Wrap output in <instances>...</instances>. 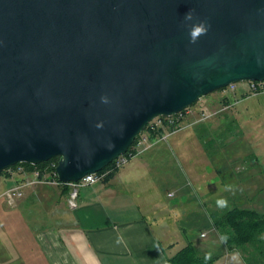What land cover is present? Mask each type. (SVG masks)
Instances as JSON below:
<instances>
[{
	"label": "water",
	"instance_id": "1",
	"mask_svg": "<svg viewBox=\"0 0 264 264\" xmlns=\"http://www.w3.org/2000/svg\"><path fill=\"white\" fill-rule=\"evenodd\" d=\"M264 81V0H0V174L79 182L148 124Z\"/></svg>",
	"mask_w": 264,
	"mask_h": 264
},
{
	"label": "rangeland",
	"instance_id": "2",
	"mask_svg": "<svg viewBox=\"0 0 264 264\" xmlns=\"http://www.w3.org/2000/svg\"><path fill=\"white\" fill-rule=\"evenodd\" d=\"M238 86L235 93L226 89L202 97L193 105L185 127L160 139L167 142L154 146L153 153L143 158L144 151L131 158L122 169L136 167L142 174L143 170L150 173L144 179L147 191L142 185L146 198H151L160 216H170L168 224L159 225L161 218L152 223L164 245L175 243L170 244L173 254L193 240L204 252L215 255L213 264H247L241 253L226 250L220 236L208 231V213L214 208L225 211L238 206L264 214V91L244 96L245 81ZM202 110L212 117L200 120ZM206 121L210 123L201 124ZM204 125L210 132L208 142L201 137ZM20 179L17 173L13 177L0 174V207L15 209L1 196ZM42 185L46 187L41 190L50 186ZM32 212L22 213L32 218ZM202 230L208 231L207 237V233L200 236Z\"/></svg>",
	"mask_w": 264,
	"mask_h": 264
},
{
	"label": "crops",
	"instance_id": "3",
	"mask_svg": "<svg viewBox=\"0 0 264 264\" xmlns=\"http://www.w3.org/2000/svg\"><path fill=\"white\" fill-rule=\"evenodd\" d=\"M160 139L141 156L167 142ZM124 167L81 187L74 200L71 190L64 195L61 188L41 190L44 185H38L26 190L14 210L0 207V264H167L174 250L170 244L175 243H162L152 219L161 218V225L170 216H160L146 198L142 185L150 173L136 167L122 171ZM30 210L32 218L22 213ZM214 211L218 209L208 213V231L219 237L211 218Z\"/></svg>",
	"mask_w": 264,
	"mask_h": 264
},
{
	"label": "trees",
	"instance_id": "4",
	"mask_svg": "<svg viewBox=\"0 0 264 264\" xmlns=\"http://www.w3.org/2000/svg\"><path fill=\"white\" fill-rule=\"evenodd\" d=\"M224 100L231 102L229 97H225ZM228 119L227 116L224 118V121ZM201 127L203 128L201 137L204 141L208 142L209 139L207 135L210 134V132L208 129H205L206 127ZM172 129V126L167 129L165 127L152 128L150 123L142 134L148 132L149 139L154 141L165 133V130ZM139 136L137 137L138 139ZM52 161L54 160L36 166L44 168ZM25 165L28 168L35 166L27 163H25ZM3 173H6V171H3L1 174ZM114 173L115 172L110 173L106 179L113 176ZM59 187L61 188L62 194L68 195L70 193V187L67 184H63ZM211 218L215 230H217L222 240L223 247L226 250L241 253L247 264H264V214L254 209L235 206L225 211H214L211 214ZM215 259V255L204 252L203 249L199 248L193 241H189L187 245L183 246L169 257L167 264H213Z\"/></svg>",
	"mask_w": 264,
	"mask_h": 264
},
{
	"label": "built area",
	"instance_id": "5",
	"mask_svg": "<svg viewBox=\"0 0 264 264\" xmlns=\"http://www.w3.org/2000/svg\"><path fill=\"white\" fill-rule=\"evenodd\" d=\"M238 83L239 82L232 83L222 90L228 89L229 91L235 93L239 89ZM245 84H246V88L242 91L243 95L245 94L244 96L257 94L259 92L264 91V81L251 80V81H245ZM193 113H194L193 106H191L172 116H158L150 123L152 128L165 127L167 129L170 126L173 127L172 130H165V133H163L161 136L158 137L162 139L166 137L168 134L175 133L181 130L183 127H185L184 123L186 122L188 117H190ZM210 116L211 114H208L205 110H202L200 114V120L202 121L207 120L210 118ZM148 142L149 144L147 146L146 144ZM150 142L151 140L148 137V132H145L143 134L141 133L139 139L137 138V140L134 141V143L129 148V150L125 154L120 155L118 158L112 161L108 165L109 167L107 166V168L106 169L104 168L103 171L101 170L96 173L88 174L84 178H82L79 182L63 183L60 181L58 174L56 172L58 159L56 160L54 159V161H52L44 168L38 167L36 165L34 167L28 168L25 165V163H19L5 171L7 176L13 177L17 173L18 175L21 176V179L17 180L16 184H14L13 186L7 187L1 197L5 198V200L8 202L9 205L13 206L17 203V201L20 198L24 196L25 191L29 188L42 184H48L50 186H55V187H59L63 184H67L71 190L70 199L74 200L77 198L79 189L81 187L105 179L107 176L110 175V173H113L118 169L124 167L126 164H128L131 158H135L137 155L140 156L149 147ZM205 235L206 234H203V236Z\"/></svg>",
	"mask_w": 264,
	"mask_h": 264
}]
</instances>
